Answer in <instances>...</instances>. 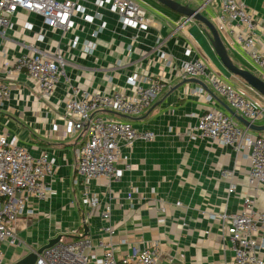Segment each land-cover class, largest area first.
Here are the masks:
<instances>
[{
  "label": "crops",
  "instance_id": "crops-1",
  "mask_svg": "<svg viewBox=\"0 0 264 264\" xmlns=\"http://www.w3.org/2000/svg\"><path fill=\"white\" fill-rule=\"evenodd\" d=\"M145 1V25L123 26L115 13L87 0L92 19L84 21L77 13L68 31L48 27L39 14L25 10L13 15L12 28L0 31V81L10 84L9 96L0 106V135L34 156L47 152L54 161V171L47 179L54 194L45 200L33 199V214L12 223L19 243L0 245L5 264H28L32 252L58 235L88 239L100 256L99 242L107 239L100 230L103 206H110L111 241L118 257L132 247L157 242L155 264H233L226 231L229 221L222 224L221 215L241 211L246 197L264 212V187L254 188L247 181L249 159L229 146L197 136L194 129L208 108L235 112L206 84L185 82L179 70L183 62L198 57L220 78L259 101L263 97L253 96L251 92L256 91L225 68L202 25L193 19L185 21L170 9L165 11L156 0ZM237 1L251 13L257 40L264 39V0ZM185 3H205L201 13L212 21L219 6V0ZM220 36L232 61L259 76L233 39L224 32ZM30 52L65 61L66 79L47 95H41L25 72L13 69L16 59ZM133 73L160 76L170 87L139 116L107 115L130 122L137 130H151L154 138L136 141L131 148L123 145L121 154L128 156L130 167L117 180L91 179L87 190L100 204L84 205V180L75 169L80 139L70 132L64 104L86 92L130 91L127 77ZM255 124L264 125V120ZM253 132L264 136V130ZM122 164L119 159L118 165ZM231 186L234 189L229 191ZM255 238L264 242V230Z\"/></svg>",
  "mask_w": 264,
  "mask_h": 264
},
{
  "label": "built area",
  "instance_id": "built-area-1",
  "mask_svg": "<svg viewBox=\"0 0 264 264\" xmlns=\"http://www.w3.org/2000/svg\"><path fill=\"white\" fill-rule=\"evenodd\" d=\"M86 1L0 0V31L12 28V17L19 10L37 13L44 25L68 31L77 13L84 21L92 19ZM94 4L115 13L123 26L145 25L146 9L138 0H94ZM203 5L205 3L201 9ZM212 22L219 33L224 32L231 37L247 54L255 71L264 80V39L257 40V25L245 5L237 0H219ZM181 25L178 23V27ZM94 35L95 32L92 33ZM72 44L76 45L77 39ZM12 66L32 78L41 95L49 94L59 81L66 79L65 61L60 56L51 58L39 52L24 53ZM178 76L181 79L202 80L236 115L247 121L255 124L264 120V100L253 98L245 90L220 78L203 59L194 57L183 62ZM127 82L132 85L130 91L115 89L109 93L86 92L82 97H70L64 104V117L69 121L70 132L80 139L76 149L75 169L84 180L85 190L81 199L84 205L100 204L99 198L89 195L87 190V183L91 179L104 177L110 181L117 180L130 167L128 156L121 154L123 145L131 148L136 141H151L154 138L153 131L137 130L130 122L107 113L139 116L149 109L153 99L166 91L170 84L160 76L138 73L129 75ZM9 93L10 84L0 81V106ZM211 99L207 96V100ZM194 129L197 136L217 141L238 154H244L250 163L248 183L254 188L264 187V136L255 134L232 114L218 107L204 111ZM119 159L123 160L122 166L118 165ZM53 171L54 161L47 152L34 156L24 146L0 135V245L3 242L19 243L12 223L20 216L33 214V199L45 200L54 194L47 181ZM223 174L229 173L224 171ZM233 189L234 186H231L229 191ZM244 204L239 212L221 215L222 224L229 221L226 231L233 251V264H264V242L255 238L258 231L264 230V212L254 207L251 197H246ZM110 215V206H103L100 211L103 221L100 230L107 239L99 242L102 251L100 256L91 248L88 239H72L68 242L60 239L40 252L34 251L36 259L33 264H155L159 254L157 242L143 248L132 247L128 253L119 257L115 255V246L111 241L114 227ZM0 264H5L1 246Z\"/></svg>",
  "mask_w": 264,
  "mask_h": 264
},
{
  "label": "water",
  "instance_id": "water-1",
  "mask_svg": "<svg viewBox=\"0 0 264 264\" xmlns=\"http://www.w3.org/2000/svg\"><path fill=\"white\" fill-rule=\"evenodd\" d=\"M158 3L168 7L170 10L179 13L184 16V19H193L197 21L200 25L204 27V30L209 36V39L213 45L215 52L217 53L221 63L225 66V68L235 76L241 78L250 88L255 90L260 96L264 98V80L253 73L252 71L241 68L236 65L232 59L230 58L226 46L223 43V40L218 32L214 23L205 15L201 13V5L191 6L188 3H180L177 0H156ZM196 81L205 85L203 81L197 78H187L185 82ZM184 83V81H183ZM232 113V112H231ZM241 124L248 127L252 131H262L264 130V125H256L244 119L243 117L232 114ZM61 239V236L58 235L48 241L47 244L40 247L37 252H40L44 247H48L52 244H55ZM36 259V253L32 252V258L28 259V264H33ZM16 264H24V261H19Z\"/></svg>",
  "mask_w": 264,
  "mask_h": 264
},
{
  "label": "rangeland",
  "instance_id": "rangeland-1",
  "mask_svg": "<svg viewBox=\"0 0 264 264\" xmlns=\"http://www.w3.org/2000/svg\"><path fill=\"white\" fill-rule=\"evenodd\" d=\"M139 2H140V4H144L143 2H146L145 0H138ZM177 1H179L180 3H182L183 2V4L186 2V0H177ZM145 5V4H144ZM191 6H193V7H195V5L194 4H191ZM163 7V9H165V11H169L168 9V7H164V6H162ZM171 12V11H170ZM232 84V83H231ZM257 93V92H256ZM251 94L253 95V96H255V97H257V98H259V94L257 93V94H254L253 92H251ZM250 95V94H249ZM251 96V95H250ZM262 97V96H261ZM256 125H258V124H256ZM63 242H68V241H71L72 239H66V238H62L61 239Z\"/></svg>",
  "mask_w": 264,
  "mask_h": 264
}]
</instances>
